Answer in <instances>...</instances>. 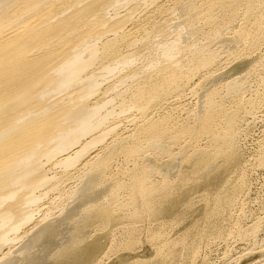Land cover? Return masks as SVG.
Instances as JSON below:
<instances>
[{
  "label": "bare ground",
  "instance_id": "bare-ground-1",
  "mask_svg": "<svg viewBox=\"0 0 264 264\" xmlns=\"http://www.w3.org/2000/svg\"><path fill=\"white\" fill-rule=\"evenodd\" d=\"M197 4L194 0H0V264H43L41 254L49 245L44 248L41 241L54 235L57 239L63 227H69L71 241L65 245L60 239L49 258H63L74 250L78 242L72 234L84 233L95 218L107 221L129 210L126 215L137 221L152 214L151 199L167 184L152 183L137 159L144 149L159 148L172 129L170 117H151L149 106L162 110L168 96L174 103L185 90L194 93L200 82L190 84L201 71L207 79L213 76L220 50L224 52L222 32L236 18L253 21L251 30L235 33L239 39L251 37L253 47L264 39V0H210L202 21L210 28L199 37L198 27L191 23ZM104 81L109 86L101 87ZM216 95L213 90L207 96L205 113L196 116L195 127L182 125L173 140L187 133L194 138L207 135L208 143H216L214 148L221 146L228 153L235 148L237 113L251 102L236 99L225 111ZM115 108L136 111L140 118L131 120L119 135L112 132L116 127L110 128L112 137L105 143L103 133L82 143L80 139ZM69 142L77 143L54 158L56 150ZM202 150L194 154L195 169L206 165L208 157ZM119 156L125 164L109 175ZM46 165L52 171L72 168L77 177L70 173L66 178L47 177L51 170L45 171ZM106 173L108 182L98 185ZM48 186L56 197L44 209H34ZM98 186L104 187L110 202L127 191L126 203L97 202L76 213V205L64 208L68 200L95 199ZM223 195L215 200L225 201L222 206L232 199ZM83 216L81 225L75 223ZM13 243H20L19 248H12ZM31 245L36 252L28 249Z\"/></svg>",
  "mask_w": 264,
  "mask_h": 264
},
{
  "label": "rangeland",
  "instance_id": "rangeland-1",
  "mask_svg": "<svg viewBox=\"0 0 264 264\" xmlns=\"http://www.w3.org/2000/svg\"><path fill=\"white\" fill-rule=\"evenodd\" d=\"M194 1L198 3L196 6L198 10L192 15L194 19L190 20L193 26L198 27L197 37H199L210 28L202 22L208 13L206 3H210V0ZM134 3V1L130 2V5ZM123 12L124 10H119V13ZM141 15L142 13L137 17ZM176 15L178 18V12L175 13ZM166 18L168 20V17ZM252 22V19L249 21L244 17H238L232 27L223 30L221 37L224 38L225 44L223 43L222 48L224 52L221 53L220 50L219 65L213 68L214 73L210 80L206 78L204 71L196 75V80L194 79V83L190 84L193 87L192 85L195 86L200 82V85L196 86L195 94L190 93L188 85V91L185 90L176 102L173 103V99L168 96L167 103L171 101L168 106L166 103L161 107L162 110L149 106V114L153 118L168 115L170 117L168 126L172 129L171 136L163 139L159 148L144 149L137 159L139 169L148 171L152 183L167 184L165 189L156 192L152 197V214L137 221L126 215L129 210L124 211L123 216L120 215L121 218L111 216L107 221L95 218L84 233L72 234L77 237L73 241L78 242L73 252L63 258H49L59 247L60 239L65 245H69L68 242L71 241L68 239L69 227H63L60 230L62 233L58 232L59 241L55 239V235L51 236L53 240L55 239L54 242L51 238L48 242L36 240L35 243L38 245L42 243L41 246L44 248L52 245L48 246L47 250H43L44 255L41 254L46 260L43 264H264V246L262 247L264 245V39L253 47L254 42L251 37L243 41L235 35L242 28H245V32L251 30ZM199 26L202 28L200 31ZM225 37L228 38L227 41ZM109 84L110 82L104 81L101 87ZM213 90H217L215 101L221 102L225 111L233 108L236 99L251 102L244 104L243 109L237 113L234 126L235 148L230 153L221 146L212 147L216 143L212 141L208 143L211 138L208 136V139L207 135L194 138L191 133H187L182 137L179 135L177 141L172 139L182 125L195 127L196 116L199 118L205 113V101ZM172 107L177 109L173 111ZM139 118V113L136 111L121 112L115 108L108 117L103 115L98 125L80 140L82 143L90 141L103 133L105 135L103 143H105L112 137V133H108L110 128L116 127L112 132L119 135L131 120L137 121ZM76 143L61 145L60 147L64 148L56 150L54 158L65 149L66 151L73 149ZM103 143L99 145L102 146ZM199 149H203L202 152L208 157L206 165L199 168L200 170L195 169V164L192 163L194 154ZM215 153L221 154L215 156ZM70 157L74 156L71 154ZM124 164L125 161L121 156L115 157L109 175H115L117 169ZM50 167L46 165L43 168L48 171L51 170ZM131 167L132 165H128V168ZM68 173H73L72 168L58 167L48 172L47 177L66 178ZM102 176L98 185L108 182L107 173L105 177ZM103 188L97 187L98 194L95 199H91L92 201L80 198L81 200L73 203L72 200H68L64 208L69 210L76 205L74 210L76 213L88 208L89 204L94 205L97 202L110 203L112 206L126 203L127 191L118 193L117 202L116 200L110 202V199L105 197ZM232 190L236 193H232ZM47 191L45 197L33 206L34 209H44L56 197V192L49 186ZM232 194H235L234 198ZM220 195L224 197L230 195L232 203L230 200V203L222 206L225 201H222L223 203L215 201ZM219 205L225 207L224 210ZM91 213L96 211L92 210ZM259 219H262L261 222ZM257 220L259 222L256 226ZM84 221L83 216L75 223L81 225ZM83 234L87 236L84 237ZM253 244L256 248L252 246ZM18 245L20 246V243H13L10 246L19 248ZM28 249L35 250L32 245Z\"/></svg>",
  "mask_w": 264,
  "mask_h": 264
}]
</instances>
